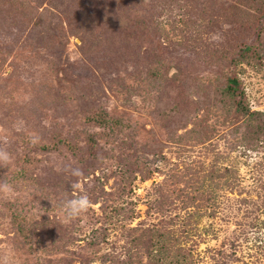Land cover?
I'll return each instance as SVG.
<instances>
[{
	"label": "rangeland",
	"instance_id": "374dc122",
	"mask_svg": "<svg viewBox=\"0 0 264 264\" xmlns=\"http://www.w3.org/2000/svg\"><path fill=\"white\" fill-rule=\"evenodd\" d=\"M4 2L0 264H264V0Z\"/></svg>",
	"mask_w": 264,
	"mask_h": 264
},
{
	"label": "clouds",
	"instance_id": "9594fccd",
	"mask_svg": "<svg viewBox=\"0 0 264 264\" xmlns=\"http://www.w3.org/2000/svg\"><path fill=\"white\" fill-rule=\"evenodd\" d=\"M30 142L35 145L39 142L38 136L33 133L31 134ZM10 154L6 150H0V165H6L10 161ZM71 176L80 178L84 175L83 170L79 167H68L65 169ZM72 189L80 190L81 185L74 183L71 185ZM14 188L11 184L5 182L0 183V193L12 194ZM93 206V202L90 200L87 194H81L79 191L71 198L65 199L61 204L62 214L67 220H72L80 217L82 214L88 212Z\"/></svg>",
	"mask_w": 264,
	"mask_h": 264
},
{
	"label": "trees",
	"instance_id": "16d2710c",
	"mask_svg": "<svg viewBox=\"0 0 264 264\" xmlns=\"http://www.w3.org/2000/svg\"><path fill=\"white\" fill-rule=\"evenodd\" d=\"M0 1L3 2L4 0H0ZM6 1H7L8 3H13V4H14V1H15V0H12V2H11V0H5V2H6ZM5 2H4V4H5ZM21 8H22L21 11H22L23 9H24V11H25V7H24V8L21 7ZM21 11H20V12H21ZM22 15L25 17V14L22 13ZM41 23H42V21H41V20H38V21L33 22L32 26H35L36 24L40 25ZM38 25H37V26H38ZM235 83H236L235 80H229V81H228V86L231 87L230 84H232V86H233V84H235ZM94 121H96V120H94ZM98 121H99V120H98ZM98 121H97V122H98ZM100 122H101V121H100ZM100 122H99V123H100ZM179 173H180V172H175L176 177L181 176V174H179ZM178 174H179V175H178ZM174 177H175V176H174ZM182 177H183V176H182ZM195 191L198 192L199 189H196ZM193 199H196L197 202H200V201L202 200V199H200L199 197L197 198L196 196H195V198H194V196H193ZM202 201H203V200H202ZM209 201H210V199L207 198V200H206V201H203L202 203H208ZM191 205H193V204H191ZM150 246L153 247L152 245H150ZM158 251H159V250H158ZM159 254H160V252L158 253V256L156 257L155 262H159V259H160V257H161Z\"/></svg>",
	"mask_w": 264,
	"mask_h": 264
}]
</instances>
